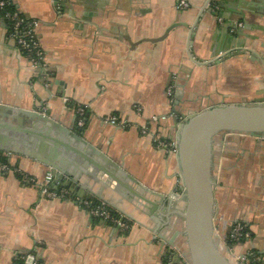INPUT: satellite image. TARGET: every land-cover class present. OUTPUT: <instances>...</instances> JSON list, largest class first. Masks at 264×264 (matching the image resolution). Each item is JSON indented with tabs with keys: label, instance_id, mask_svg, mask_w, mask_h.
<instances>
[{
	"label": "crops",
	"instance_id": "obj_1",
	"mask_svg": "<svg viewBox=\"0 0 264 264\" xmlns=\"http://www.w3.org/2000/svg\"><path fill=\"white\" fill-rule=\"evenodd\" d=\"M178 1L15 0L21 13L39 22L41 68L18 51L0 20V101L23 110L43 104L46 114L67 126L76 123L67 104L87 106L83 136L147 189L163 195L168 206L154 208L156 199L149 196L150 212L105 189L103 195L120 200L140 222L121 233L74 202L44 199L37 185L0 170V264H13L21 255H33L42 264H167L169 258L183 264L170 244L185 246L178 215L185 209L179 160L159 148L154 136L176 142L184 115L252 105L264 97V0H214L207 8L194 34L193 56L199 62L229 56L208 66L188 53L189 29L207 0H190L191 8L184 11ZM178 23L184 27L163 41H149ZM171 86L181 97L179 106L169 102ZM111 117L128 127L104 123ZM153 117L166 119L155 124ZM144 127L149 135L141 133ZM231 146L214 160L217 230L229 235L233 224L245 223L251 238L234 254L256 252L264 264V140L236 138ZM10 160L38 183L50 171L27 157ZM61 185L75 196H90L66 179ZM100 188L92 185L94 191Z\"/></svg>",
	"mask_w": 264,
	"mask_h": 264
},
{
	"label": "water",
	"instance_id": "obj_2",
	"mask_svg": "<svg viewBox=\"0 0 264 264\" xmlns=\"http://www.w3.org/2000/svg\"><path fill=\"white\" fill-rule=\"evenodd\" d=\"M213 1L207 0L188 35L189 57L204 66L227 56L215 61L199 62L192 53L197 25ZM180 27H184V24H174L161 38L149 41H163ZM130 45L134 47V44ZM180 102L181 97H178L175 105L179 106ZM243 137L264 140V97L252 105H223L200 113H189L183 116V122L179 125L175 141L178 145L185 209L178 215L183 223L185 246H179L174 241L170 244L188 264H242L226 244L235 224L229 235L217 230L218 211L213 190L217 177L215 158H222L233 149L232 142ZM0 152L10 157H27L47 166L57 181L66 179L73 187L76 185L88 193L89 198L94 197L107 204L131 222L140 223L122 207L120 200H111L103 195L105 189L113 191L136 208L142 207L151 212L149 196L158 203H154V208L163 203L168 207L163 195L147 189L108 152L80 135L76 123L73 126L65 125L46 114L43 104L40 108L23 110L0 101ZM95 184L100 185V190L92 189ZM168 228L171 229L172 225ZM159 238L169 242L162 235Z\"/></svg>",
	"mask_w": 264,
	"mask_h": 264
},
{
	"label": "built area",
	"instance_id": "obj_3",
	"mask_svg": "<svg viewBox=\"0 0 264 264\" xmlns=\"http://www.w3.org/2000/svg\"><path fill=\"white\" fill-rule=\"evenodd\" d=\"M14 2L15 0H0V17L3 16L4 20H8L11 22L12 32L10 36L15 41L18 51L22 55L26 54V57L32 62L35 67L41 68L43 67L44 53L40 48L36 35V30L39 26V22L36 20H31L26 24L25 19L21 17V12L19 10L13 13L6 11V8ZM190 6V0L178 1V9L180 11H184ZM57 7L61 11L62 7L59 3ZM239 27H242V25L240 24ZM167 96L172 107L175 106L176 92L173 86L168 89ZM73 111L76 116V126L78 128H83L86 122L85 116L89 114L88 107L77 105ZM141 111L142 110L140 108L137 109L138 113H141ZM165 119L166 117H153L151 122L159 123L160 121H164ZM104 123L114 127H118L120 129H126L128 127L126 122H122L118 117L104 119ZM140 131L143 135H149L151 133L149 127L141 128ZM154 138L155 143L159 148L169 149L172 153L178 154V145L176 142L170 143L158 138L157 136H154ZM0 170L4 174H21L22 180L28 182L31 185L38 186L42 198L53 201H72L80 208L86 210L92 218H97L102 222L114 225V227L121 233L128 231L132 227V224L130 225L128 219H126L121 214H119V217L114 216V211L107 204L101 202L99 205L93 208V198H82L75 196L72 191L66 188V186L61 185V181H57L55 179V176L53 175L51 170L46 174L43 182L41 183H38L37 180L27 176L17 166H13L11 164L7 165L4 163H0ZM250 238L251 233L246 231V224L239 222L233 226L232 232L226 244L229 247L230 251L234 254L233 249H235L237 246H240L243 240ZM235 256L242 264H252L253 261H261V257L256 256L252 251H246L245 253ZM23 261L24 264H42L33 255L26 256L25 258H23ZM182 261L183 264H188L183 259ZM167 264H175L173 258H169Z\"/></svg>",
	"mask_w": 264,
	"mask_h": 264
},
{
	"label": "trees",
	"instance_id": "obj_4",
	"mask_svg": "<svg viewBox=\"0 0 264 264\" xmlns=\"http://www.w3.org/2000/svg\"><path fill=\"white\" fill-rule=\"evenodd\" d=\"M18 10H19V9H18V7H17V5H16L15 3L11 4L10 6H8V7L6 8V11H9V12H11V13H13V12H15V11H18ZM21 17L25 19L26 24H27L29 21L32 20V19L28 18V17H27L25 14H23V13H21ZM0 20H3V21L5 22V24L7 25L8 29H9V33L11 34V32H12V24H11V22L8 21V20H4V19H3V16L0 17ZM23 55L26 57V54H23ZM76 106H77V105H75V104H73V103L68 104V108L71 109V110H74V109L76 108ZM85 119H86V122H85V126H84L83 128H78V127L76 126V127L78 128V131H79V134H80V135H83V134H84V131L86 130V127H87L88 122H89V114H87V115L85 116ZM0 163H4V164H7V165H10V164H11L10 157H9L8 155H6L5 153H1V152H0ZM17 176H18L20 179H22V175H21V174H17ZM60 188H62V187H60ZM66 188H69V186L67 185ZM100 203H101V201H98V200H96V199H93V200H92V207L94 208V207H96L97 205H99ZM113 215L116 216V217H119V213H117V212H115V211H114ZM94 219H95L96 221H100V219H97V218H94ZM128 222L130 223V225H131V224L133 225V223H132L131 221L128 220ZM108 225L114 227V225H111L110 223H108ZM246 231L250 232V230H249V228H248L247 225H246ZM126 232H127V231H126ZM126 232H125V233H126ZM249 240H250V239H245V240H243V241L241 242V245H240V246H243V245L247 244V243L249 242ZM254 253H255L256 256L261 257V256H259L256 252H254ZM25 257H26V256L21 255L20 257H18V258L14 261L13 264H24L23 258H25ZM38 261H39V260H38ZM39 262H40V261H39ZM252 264H261V261H260V262H259V261H253Z\"/></svg>",
	"mask_w": 264,
	"mask_h": 264
},
{
	"label": "rangeland",
	"instance_id": "obj_5",
	"mask_svg": "<svg viewBox=\"0 0 264 264\" xmlns=\"http://www.w3.org/2000/svg\"><path fill=\"white\" fill-rule=\"evenodd\" d=\"M156 124V123H155Z\"/></svg>",
	"mask_w": 264,
	"mask_h": 264
}]
</instances>
